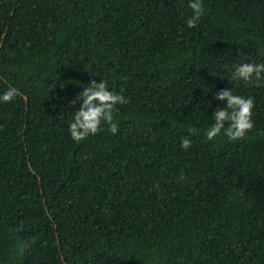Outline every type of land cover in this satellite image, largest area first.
Wrapping results in <instances>:
<instances>
[{"label":"trees","instance_id":"obj_1","mask_svg":"<svg viewBox=\"0 0 264 264\" xmlns=\"http://www.w3.org/2000/svg\"><path fill=\"white\" fill-rule=\"evenodd\" d=\"M188 4L0 0V95L20 93L0 102V264H264V86L229 79L264 62V0H203L195 28ZM92 79L130 102L76 143ZM226 88L255 98L254 129L209 141Z\"/></svg>","mask_w":264,"mask_h":264},{"label":"clouds","instance_id":"obj_2","mask_svg":"<svg viewBox=\"0 0 264 264\" xmlns=\"http://www.w3.org/2000/svg\"><path fill=\"white\" fill-rule=\"evenodd\" d=\"M188 7L191 9L192 14L187 18L186 24L188 28H195L205 13L203 0H189ZM229 72V79L232 81H243L246 86H264V62L249 60L237 63L229 69ZM123 92V88L119 92L111 90L106 79H101L99 82L95 79L90 80L87 86L83 87L82 91L71 101L73 105H79L69 123L68 131L72 140L80 143L89 136L104 131L105 125L108 132L113 135L117 134L120 126L116 120L119 113L118 106L130 102V98L125 97ZM19 94L17 88L9 86L0 95V102H11ZM215 99L226 101V106L217 107L213 112L214 122L204 130L206 139L211 141L221 135L229 141L245 139L247 134L254 129L252 110L255 98L251 95L245 97L234 94L231 88H226L216 92ZM187 133L188 135L182 137L180 141L181 148L185 150L192 144L190 137L199 134V130L195 127H189ZM179 179L184 180V175L181 174ZM22 229L23 225L21 224L18 226L17 232L19 233ZM30 247L31 241L29 238L19 237L13 246L11 258L25 255Z\"/></svg>","mask_w":264,"mask_h":264}]
</instances>
